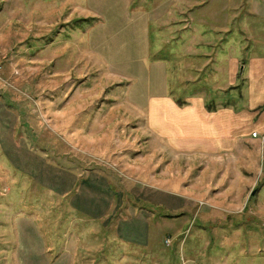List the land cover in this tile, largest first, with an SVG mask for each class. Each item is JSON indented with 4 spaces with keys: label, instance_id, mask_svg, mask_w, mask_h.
Wrapping results in <instances>:
<instances>
[{
    "label": "rangeland",
    "instance_id": "rangeland-1",
    "mask_svg": "<svg viewBox=\"0 0 264 264\" xmlns=\"http://www.w3.org/2000/svg\"><path fill=\"white\" fill-rule=\"evenodd\" d=\"M261 59L264 0H0V264H264Z\"/></svg>",
    "mask_w": 264,
    "mask_h": 264
},
{
    "label": "crops",
    "instance_id": "crops-1",
    "mask_svg": "<svg viewBox=\"0 0 264 264\" xmlns=\"http://www.w3.org/2000/svg\"><path fill=\"white\" fill-rule=\"evenodd\" d=\"M250 63H252L253 65H256L257 69L253 70L252 68H248L245 70V72L246 71L247 72L246 74L244 73V76L242 77V79H245L243 86H245V89L248 90L247 95L251 98V100L252 99L257 100L259 98H262V96H264V93L260 92L258 88L259 84L261 83V80L259 78L264 75V60L263 59L254 60V61H250L249 64ZM251 70L253 72H251ZM241 89L242 88L240 87L239 91L236 89L235 90L238 92H241ZM237 98H241V96H239V94L234 95V97L231 99V102L233 103H230V104L227 103L226 105H222V103L219 102L218 105L216 106L212 105L211 108L213 110L211 111H206L204 106L200 104L202 106V109L200 112L197 111V115L199 116L198 120L201 122L200 123L201 128L203 127L202 133L204 135L205 140H208V142H210V140H213L212 138H214V139H218V141L224 142L223 137L220 138L219 136V133L223 131H226L229 134H233V135L238 134L239 138H240V134L244 135V137L249 136L250 133L248 132L250 129L247 126L243 127L242 122L244 119L246 122L248 121L253 122L250 112L254 111L253 110L254 105H250L249 107H247L246 109L247 111H245L246 113L244 112L245 114H243V110H235L236 107L244 106L241 103H237L241 100V99L236 100ZM192 108L190 109L197 110L198 105L197 107L192 106ZM248 111H249V114L247 113ZM262 113H264V111ZM261 117H262V120H261L260 129H256L254 127V130L256 131L255 133L264 132V114H262ZM231 138L232 140L234 139L233 136L230 135L229 139ZM251 139H252L251 141H254V139L256 138H251ZM214 148L217 149V146ZM232 148H233V142L232 144H228L226 150L233 151ZM130 211L133 212V209Z\"/></svg>",
    "mask_w": 264,
    "mask_h": 264
},
{
    "label": "trees",
    "instance_id": "trees-1",
    "mask_svg": "<svg viewBox=\"0 0 264 264\" xmlns=\"http://www.w3.org/2000/svg\"><path fill=\"white\" fill-rule=\"evenodd\" d=\"M237 79H238L240 82L243 81L242 78L240 79L239 76H237ZM240 87H241V86L236 85L233 89H239ZM204 108H205L206 111H211V110H213L211 107H208V106H205Z\"/></svg>",
    "mask_w": 264,
    "mask_h": 264
},
{
    "label": "water",
    "instance_id": "water-1",
    "mask_svg": "<svg viewBox=\"0 0 264 264\" xmlns=\"http://www.w3.org/2000/svg\"><path fill=\"white\" fill-rule=\"evenodd\" d=\"M241 71H242V67L240 66V67H239V73H238L239 76L241 75ZM250 194L253 195V192H251Z\"/></svg>",
    "mask_w": 264,
    "mask_h": 264
},
{
    "label": "built area",
    "instance_id": "built-area-1",
    "mask_svg": "<svg viewBox=\"0 0 264 264\" xmlns=\"http://www.w3.org/2000/svg\"><path fill=\"white\" fill-rule=\"evenodd\" d=\"M251 137L255 138L256 137V134L255 133H252L251 134Z\"/></svg>",
    "mask_w": 264,
    "mask_h": 264
}]
</instances>
